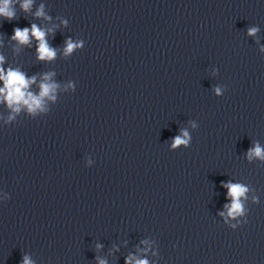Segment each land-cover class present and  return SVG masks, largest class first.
Listing matches in <instances>:
<instances>
[{
  "label": "clouds",
  "instance_id": "9594fccd",
  "mask_svg": "<svg viewBox=\"0 0 264 264\" xmlns=\"http://www.w3.org/2000/svg\"><path fill=\"white\" fill-rule=\"evenodd\" d=\"M10 3L11 0H0V16H4L8 19H12L15 15L14 11L10 10ZM32 0H24V3L21 7L27 11L31 6ZM37 16L43 15L42 10L36 13ZM257 29L252 28L249 29V35H253ZM32 35L39 41L38 52H39V59H53L56 55L55 50L50 48L45 40V33L40 30L35 24L31 27ZM13 39L18 40L20 43H28L29 40V29L24 28L23 30L17 28L15 29V34ZM65 54L71 53L72 50L77 47V45L73 44L70 40L66 42ZM0 62H2V57H0ZM48 79V76H45V80ZM0 80L4 81V88L0 89V94H6V99L9 103V106L16 103H23L28 106L30 112L35 111L37 108L40 107L42 98L44 96H48L51 93L56 85L42 83L40 85L41 92L39 96H33L31 93L26 92L29 84L34 82L35 78L33 77L32 80H27L24 74L9 70L7 74H4L3 69H0ZM219 92V89H217ZM17 111L19 109H16ZM183 137H187L188 133L184 131L182 133ZM187 139L182 138L181 136H177L174 138L173 147H176L181 144H187ZM249 158L260 157L264 159V152L259 145H256L255 148L249 150ZM228 188V195L232 198L231 205H225L227 209V215L229 217L235 218L238 215H241L243 212V206L241 204L240 198L244 196L247 191V188L240 184H233L228 183L224 185ZM224 215V213H221ZM23 264H31V261L28 257L24 258ZM100 264H104L103 261ZM126 264H131V258L126 261ZM136 264H147V261H137Z\"/></svg>",
  "mask_w": 264,
  "mask_h": 264
}]
</instances>
